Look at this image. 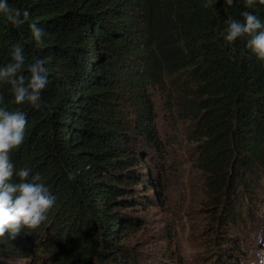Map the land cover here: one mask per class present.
<instances>
[{
  "label": "trees",
  "instance_id": "1",
  "mask_svg": "<svg viewBox=\"0 0 264 264\" xmlns=\"http://www.w3.org/2000/svg\"><path fill=\"white\" fill-rule=\"evenodd\" d=\"M206 2L8 0L46 35L37 44L27 23L13 28L0 14V67L21 46L24 74L44 59L49 81L43 109L15 105L0 82V107L28 121L10 158L56 199L37 229L0 238V264H136L123 240L142 220L126 208L163 204L161 177L186 145L204 177L203 264H253L244 235L264 224V62L246 38L228 44L222 33L243 11L264 21V5ZM168 256L160 264H173Z\"/></svg>",
  "mask_w": 264,
  "mask_h": 264
},
{
  "label": "clouds",
  "instance_id": "2",
  "mask_svg": "<svg viewBox=\"0 0 264 264\" xmlns=\"http://www.w3.org/2000/svg\"><path fill=\"white\" fill-rule=\"evenodd\" d=\"M207 0L205 7L211 5ZM245 8H253L257 0H243ZM264 5V0H258ZM232 6L234 0H225ZM0 14L13 28L19 29L28 24L33 40L39 44L46 35L44 29L36 23L30 22V12L19 8H12L8 0H0ZM242 19L229 17L225 23L226 29L222 33L223 40L228 44L237 39L246 38V48L256 56L258 61L264 62V21L250 11L240 13ZM44 59H35L27 65L24 74L25 56L21 46H15L11 53V61L0 67V82L11 86L15 105L27 103L35 109L45 107L42 101V91L48 84V69ZM3 103V97H0ZM25 112L18 109L0 107V238L7 234L8 239H15L22 229H37L47 218V213L53 207L56 197L49 188L41 182L39 173L30 176L31 169L17 168L11 162V154L23 145L27 127ZM17 178L13 182V177ZM69 179H75L73 173ZM257 259L253 264H264V251L256 253Z\"/></svg>",
  "mask_w": 264,
  "mask_h": 264
},
{
  "label": "rangeland",
  "instance_id": "3",
  "mask_svg": "<svg viewBox=\"0 0 264 264\" xmlns=\"http://www.w3.org/2000/svg\"><path fill=\"white\" fill-rule=\"evenodd\" d=\"M161 181L164 202L160 207H153L152 204L126 208L142 220V225L126 232L123 244L134 249L136 264L168 263V253L173 260L169 262L173 264H203L205 259L212 258V252L208 254L209 231L205 224L207 212L203 206L204 177L190 146H183L174 154L169 173L161 177ZM143 189L140 186V194H143ZM145 191L155 198L152 190ZM262 209L264 215V207ZM263 225L257 221L245 226L252 232L249 237L244 235L248 251L245 260L252 263L257 259L256 253L264 251V248L261 249L264 246ZM213 247L216 248L212 241L209 249Z\"/></svg>",
  "mask_w": 264,
  "mask_h": 264
}]
</instances>
